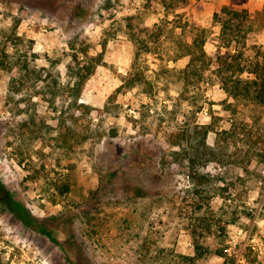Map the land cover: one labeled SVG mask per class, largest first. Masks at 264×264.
<instances>
[{
  "label": "rangeland",
  "instance_id": "1",
  "mask_svg": "<svg viewBox=\"0 0 264 264\" xmlns=\"http://www.w3.org/2000/svg\"><path fill=\"white\" fill-rule=\"evenodd\" d=\"M211 1L0 0V54L30 71L0 67V180L40 226L0 203V263L235 264L241 253L244 264H264V106L228 96L211 70L183 77L194 39L210 54L228 52L215 47L218 25L203 24ZM252 1L261 8L249 12L248 43L264 49V0ZM128 16L151 32L138 59ZM100 54L75 100L63 87L75 55ZM205 123L239 128L228 151L241 160L197 161L211 194L227 185L230 195L216 190L211 207L227 209V225L204 231L209 250L189 262L190 156L194 125ZM215 139L211 131L207 143Z\"/></svg>",
  "mask_w": 264,
  "mask_h": 264
},
{
  "label": "trees",
  "instance_id": "2",
  "mask_svg": "<svg viewBox=\"0 0 264 264\" xmlns=\"http://www.w3.org/2000/svg\"><path fill=\"white\" fill-rule=\"evenodd\" d=\"M126 19H128V26L132 30L129 33V37L135 42V57L138 59L142 56V50H145L144 53H148L149 45L143 36L149 37L151 32H149L147 27L131 26L130 21L134 19L133 16H128ZM248 21L249 11L246 7L232 8L226 4L218 5L213 12L212 23L219 26L218 37L220 44L222 47H226L228 52L225 54L220 52L210 54L203 47V42H198L194 39L193 43L196 44V48L186 53L190 57L183 69V77L188 81L193 77L199 80L207 70H211L212 74L218 79V84L228 96L253 107H262L264 106V49H262L261 45H250L248 43ZM246 45L251 46L253 53L246 54ZM80 56L75 55L77 62L73 66L69 80L63 85V87L69 89V94L75 100L81 93L86 80L94 72L96 64L101 61V54L98 55L96 61H91L87 58L80 59ZM0 67L8 70L16 67L23 77L25 75L28 76L30 72L25 59L18 57L10 59L9 55L5 56L4 53L0 54ZM243 73L248 75L243 76ZM243 129L244 127L242 131H244ZM194 130L200 137L193 146L192 155L190 156V169L194 177H196V181L188 195L191 209L196 213V221L193 229L195 256L188 257L189 262H193L197 257H203L209 250L208 246L204 248L206 245L201 243L205 240L204 231H208L213 235L217 230L225 229L227 225V221L224 219L227 209L216 211L211 207V199L216 190H221L226 196L230 195L227 185L215 187V191L211 194L213 188L209 186L207 176L200 175L197 169V161L203 159L205 162V160L212 157L220 158L223 156L233 160L239 158L241 160V154L235 151H228L229 145L236 143V137L238 133H241L235 125L227 129H218L212 123L196 124L194 125ZM211 131L216 134L213 146L207 143V136ZM256 144L257 142H254L255 147L251 146L253 148H248L244 151L243 157L245 155L250 156V152H253V149H257ZM201 178H204V181ZM0 203L9 206L28 225L40 227L36 225L37 223L33 221V218L28 217L29 213L11 196V193L1 180Z\"/></svg>",
  "mask_w": 264,
  "mask_h": 264
},
{
  "label": "crops",
  "instance_id": "3",
  "mask_svg": "<svg viewBox=\"0 0 264 264\" xmlns=\"http://www.w3.org/2000/svg\"><path fill=\"white\" fill-rule=\"evenodd\" d=\"M214 1L212 0L211 2H209L210 3V8L212 9V11H210V13H209V10H208V13H207L206 17L204 19H202L204 26H209V25L213 24L212 23L213 12L216 10V7L218 6L217 3H215ZM226 1L227 0H220V2L223 3V4H225V3L228 2V1L227 2ZM205 3H208V2H205ZM211 4H212V6H211ZM235 5H237V4L235 3ZM254 5L256 6V8H261V5H258V3H255L252 0H250L249 3H247V4L244 3L242 6L248 8V11L251 12V10L254 9L253 8ZM218 28H219V26H218ZM218 33H219V31H218ZM257 38H258V41L259 42H263L264 43V34L259 35ZM217 39L219 41V44L217 43V45H215V47L216 48L217 47H220L221 48L222 46L220 45V40H219V37L218 36H217Z\"/></svg>",
  "mask_w": 264,
  "mask_h": 264
},
{
  "label": "built area",
  "instance_id": "4",
  "mask_svg": "<svg viewBox=\"0 0 264 264\" xmlns=\"http://www.w3.org/2000/svg\"><path fill=\"white\" fill-rule=\"evenodd\" d=\"M244 263H245V260H244V258L242 257V254L239 253V254L237 255V259H236L235 264H244Z\"/></svg>",
  "mask_w": 264,
  "mask_h": 264
}]
</instances>
